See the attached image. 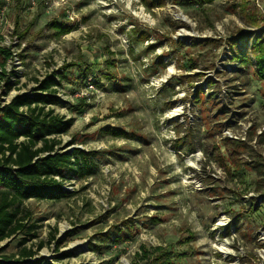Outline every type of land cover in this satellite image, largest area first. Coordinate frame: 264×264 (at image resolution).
I'll use <instances>...</instances> for the list:
<instances>
[{
    "label": "rangeland",
    "instance_id": "obj_1",
    "mask_svg": "<svg viewBox=\"0 0 264 264\" xmlns=\"http://www.w3.org/2000/svg\"><path fill=\"white\" fill-rule=\"evenodd\" d=\"M195 1L0 0V47L16 54L4 69L19 80L6 96L0 83V103L73 64L51 107L73 119L57 148L97 154L69 197L23 202L37 237L0 241L3 254L150 264L159 248L174 264H264V83L250 55L264 0ZM231 40L251 64L231 59Z\"/></svg>",
    "mask_w": 264,
    "mask_h": 264
},
{
    "label": "trees",
    "instance_id": "obj_2",
    "mask_svg": "<svg viewBox=\"0 0 264 264\" xmlns=\"http://www.w3.org/2000/svg\"><path fill=\"white\" fill-rule=\"evenodd\" d=\"M210 1L198 0L195 3ZM52 25L58 36L70 31L68 27L55 22ZM256 38V42L250 46V55L254 59V74L264 83V34ZM243 39L239 37V41ZM229 43L233 61L244 66L251 64L249 55L236 49V40ZM0 56L3 59L0 64L1 92L6 96L19 80L13 71L6 74L4 69L7 59L13 56L10 47H0ZM72 65L62 66L41 80L36 79L35 86L27 92L16 94L8 103H0V187L3 190L0 196V241L24 233L18 243L23 246L36 238L37 226L23 223L28 218L21 215L23 202L30 199L54 202L65 199L71 195L65 184L84 180L96 171V152H85L75 147L66 149L70 144L57 148L59 142L56 137L68 132L73 119L55 114L51 107L63 105L57 93L66 78L64 73ZM88 74L86 69L83 78L86 79ZM12 76L15 77L14 81L11 80ZM122 233L120 230L115 238H120ZM157 252L150 264H174L170 253L160 249ZM147 254L143 252L142 257H147ZM33 256L34 252L26 247L21 248L18 255H7L0 251V264H51L45 259L34 260ZM67 256L63 253L57 255L56 259Z\"/></svg>",
    "mask_w": 264,
    "mask_h": 264
},
{
    "label": "built area",
    "instance_id": "obj_3",
    "mask_svg": "<svg viewBox=\"0 0 264 264\" xmlns=\"http://www.w3.org/2000/svg\"><path fill=\"white\" fill-rule=\"evenodd\" d=\"M12 55L15 56L16 54L12 53ZM86 85H87L88 89H93L94 84H93L91 79L88 78ZM66 189L69 190L68 188H66Z\"/></svg>",
    "mask_w": 264,
    "mask_h": 264
},
{
    "label": "crops",
    "instance_id": "obj_4",
    "mask_svg": "<svg viewBox=\"0 0 264 264\" xmlns=\"http://www.w3.org/2000/svg\"><path fill=\"white\" fill-rule=\"evenodd\" d=\"M142 249V248H141ZM159 249V248H158ZM142 250H144V249H142ZM145 251V250H144Z\"/></svg>",
    "mask_w": 264,
    "mask_h": 264
}]
</instances>
